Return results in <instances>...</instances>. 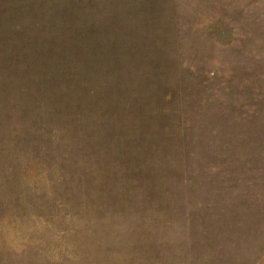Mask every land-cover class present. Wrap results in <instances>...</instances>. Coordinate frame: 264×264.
I'll list each match as a JSON object with an SVG mask.
<instances>
[{
    "label": "rangeland",
    "instance_id": "1",
    "mask_svg": "<svg viewBox=\"0 0 264 264\" xmlns=\"http://www.w3.org/2000/svg\"><path fill=\"white\" fill-rule=\"evenodd\" d=\"M25 1L0 0V8L16 13ZM49 1L26 7L39 14ZM53 2L57 20L78 19L52 37L50 24L34 29L17 15L0 22V72H132L155 85L154 74L182 75L190 63L188 74H211L230 98L264 95V0ZM98 7L135 23L109 29V12L90 17ZM85 24H96L91 41L72 34ZM233 74L251 85L237 87ZM38 88L0 104V264H264V156L249 157L264 152V96L256 102L261 132L237 106L221 137L196 135L189 157L179 158L169 149L186 151L190 139L182 94L160 105L158 120L143 100L114 122L85 93L79 109L55 114L59 103ZM142 119L147 132L138 131ZM217 157L234 162L233 183H212L210 166L224 163Z\"/></svg>",
    "mask_w": 264,
    "mask_h": 264
},
{
    "label": "trees",
    "instance_id": "2",
    "mask_svg": "<svg viewBox=\"0 0 264 264\" xmlns=\"http://www.w3.org/2000/svg\"><path fill=\"white\" fill-rule=\"evenodd\" d=\"M73 1L74 0H72V2ZM25 3L26 5H21L20 7H18V11H16V13H5L4 11H2L4 10L3 7L2 9L0 8V22H13L14 17L17 15V17H23L29 22L35 23L32 24L34 29L41 28L43 23L50 24L48 25L49 28L47 26L46 27L48 28L47 30H52V33L48 34L50 37H52L55 36V33H57L58 31L61 32L60 29H64L63 25L66 22L69 21V25L67 26V28H70V25L74 21V19H78V17H75V15H73L69 17L64 16L61 19L62 21L57 20L56 11L60 10V7L57 5V2H53V0L49 1V4L45 5L41 9L40 7H38L40 10H43L42 13L39 14L36 13L37 8H35V11L32 12L26 7L29 5L28 0H26ZM92 3H94V1ZM19 4H21V2ZM108 10L109 9L100 10V7L95 10L94 8H92V15L90 17L93 19V15L96 16L95 12L97 11L100 12L99 14H104L105 16L109 12ZM116 10V8L115 10L112 8L109 12L110 19L109 17H107V19L113 20L115 22L112 25H110L109 23V29L116 27L117 30H124L126 26L128 28H131L135 23V18L132 16L125 21H121L122 15L125 14L121 11ZM136 12L137 10L130 15H135ZM33 14H37L39 16L43 14L44 19H42L41 16V20L38 17L32 19L31 15ZM94 25L87 26L85 24L82 28L76 29L75 32L72 31V34H75L74 37L76 36V34H81V37L85 38L86 41H91V39L93 38L92 36L96 34L93 33V31L95 30ZM11 26L16 31H21L22 29L18 21H15V25L11 24ZM54 30L57 31L54 32ZM89 49L91 48L89 47ZM44 50L45 49H43V51ZM191 67L192 66L189 63L188 72ZM199 70L197 71L198 74H188V72L182 75L173 74L169 72L154 74V76L157 78V80H155V85H153L152 82L148 81V79L151 78L150 75L144 76L145 78L143 77L140 80L138 75L133 74L132 72L65 71L60 73L33 72L34 74L0 72V104H4L5 106H7L8 103L11 102L10 100H8L9 97L15 96L19 92L25 93L27 91V86L29 85L34 90H38V87H43L47 91L46 94H49L47 95L49 101L51 103H59V105L56 104V106L54 107L55 114H60L61 112H64V107H69L71 109H79L81 106H83L81 104L83 98L85 100L87 99L85 97L80 96L85 93L87 97L92 98V104L90 105H95L96 107H98L97 113L101 117V119L109 118V121L115 122L122 109L123 112L126 111L127 108L133 106L134 109H136L137 105L141 103V101L145 100L148 106L150 105L149 107L153 106L154 108H156L155 113L157 115V118L155 119L158 120L160 119V115L158 112V110L160 109V105H167L168 103H170V101L176 100L177 97L182 94L180 95V97L182 101L187 104L182 115L184 124L186 125L185 127H183V129L185 131H189L188 133L190 134V139L186 140L188 142V145L186 146V151L181 147L180 150H178L175 143L169 149V151L171 152L170 156L175 155L176 157L179 155V158H185L187 156L189 157L190 153L196 146V135L203 136L204 133H210L217 137H221L222 131L224 130V126L229 121V119H235V117H237L235 115L236 109H238L237 106H240L243 109L248 107L247 113H249V118L254 119L249 123L250 128H252L250 124L254 123L255 126L254 128H252L254 131L261 132V130H263L260 125H258L257 127V124H262L259 121V108L261 107L260 105L263 104L264 96L261 95V92H258V90L255 89L257 96L252 100L248 99L247 97H244L241 91L240 93L236 94V99H234L233 97L230 98L229 93L225 89L226 85L223 86L212 84V75L203 74L201 70ZM184 75L188 76V79H186ZM231 80H234L236 82L237 87H242L244 89H247L248 84L251 85V80L249 78H246V76L238 77L233 74ZM183 85H185L184 88ZM73 91L75 92L74 95L72 94ZM79 96L80 99H78ZM259 97L260 105L256 103L257 101H259ZM215 101L217 102L215 103ZM68 111L69 109L67 108L66 113ZM241 112L242 111H240V113ZM244 115H246V113ZM81 116L82 113L77 116L78 119ZM256 121H259L260 123H257ZM146 122H148V119ZM146 122L143 120V123L141 125H143L144 127H140L138 130L139 132L141 130H143V132L148 131L146 129L148 127L146 126ZM262 137L264 138L263 132L262 135L257 137V143L259 144V150L264 151V139ZM181 139H183V137ZM248 140L252 141L253 138H249ZM221 145L222 144H220V146ZM223 148L226 147L223 145ZM250 153L251 154L249 155V157H257L256 154L264 156V152L257 153L255 151H251ZM224 157H227V155ZM234 157H236V155ZM217 159L220 158L217 157ZM220 160H223L224 163H212V165L210 166L214 171V175H212V183H217V179H219V177H222V180H220L218 183H233V176L231 175L232 173L230 167L234 162L231 163V161L227 158ZM250 164H255L256 166H258L259 159L258 161L256 160L254 163H249V165Z\"/></svg>",
    "mask_w": 264,
    "mask_h": 264
}]
</instances>
